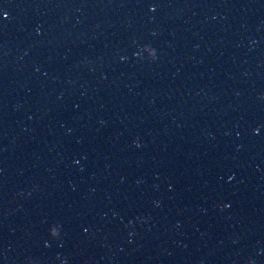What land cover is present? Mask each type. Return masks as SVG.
Segmentation results:
<instances>
[{
  "label": "snow or ice",
  "instance_id": "obj_1",
  "mask_svg": "<svg viewBox=\"0 0 264 264\" xmlns=\"http://www.w3.org/2000/svg\"><path fill=\"white\" fill-rule=\"evenodd\" d=\"M8 7L7 4H3L2 0H0V9H2L3 11L0 12V20L4 19V18H7L10 13L6 10ZM149 7H151L152 9H155L158 7V0H153V2L149 3ZM255 131L257 133H259L261 131V128L260 127H257L255 129ZM231 179V177H229Z\"/></svg>",
  "mask_w": 264,
  "mask_h": 264
},
{
  "label": "clouds",
  "instance_id": "obj_2",
  "mask_svg": "<svg viewBox=\"0 0 264 264\" xmlns=\"http://www.w3.org/2000/svg\"><path fill=\"white\" fill-rule=\"evenodd\" d=\"M142 47L147 50V52L149 53V56L150 57L156 58V56H157V49L155 47H153L151 44H147V43L144 44ZM52 231H53V234H55V230L53 229ZM34 264H35V262H34ZM65 264H67L66 261H65ZM249 264H255V262L252 261V260H250L249 261Z\"/></svg>",
  "mask_w": 264,
  "mask_h": 264
}]
</instances>
